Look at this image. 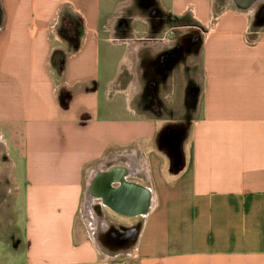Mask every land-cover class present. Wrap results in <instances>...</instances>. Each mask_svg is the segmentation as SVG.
<instances>
[{
    "label": "crops",
    "instance_id": "obj_1",
    "mask_svg": "<svg viewBox=\"0 0 264 264\" xmlns=\"http://www.w3.org/2000/svg\"><path fill=\"white\" fill-rule=\"evenodd\" d=\"M152 1L182 16L195 9L206 32L177 168L153 148L159 118L132 105L149 76L140 56L154 59L180 35L126 40L115 25L101 35V9L133 0H0V144L14 172L22 167L24 264H264V1L258 11L246 0ZM61 9L84 19L73 52L56 32ZM101 43L105 63L121 51L113 70L101 67ZM112 168L150 192L146 215L116 214L89 193L81 213L85 178L89 191Z\"/></svg>",
    "mask_w": 264,
    "mask_h": 264
},
{
    "label": "rangeland",
    "instance_id": "obj_2",
    "mask_svg": "<svg viewBox=\"0 0 264 264\" xmlns=\"http://www.w3.org/2000/svg\"><path fill=\"white\" fill-rule=\"evenodd\" d=\"M139 1L135 0L132 9L119 11L101 9L99 17L101 29L99 30L101 35L104 36L105 33L102 27L109 29L115 25L117 32L115 36L126 40L143 37L151 40L168 39L179 35L183 31L188 33L180 38L179 43L174 45L172 49H166L154 59H151L149 52H146L142 57L140 56L141 61H144L143 71L148 72L149 76L145 79L143 93L135 99L132 105L137 112H144L149 117L159 118L160 126L153 139V148L162 157L165 164L177 168L183 163L190 143L191 127L197 113L199 86L192 84L189 77H197L199 74L196 60L199 56L201 41L206 32L201 27V22L196 14H193L195 9H187L189 12L182 16L179 13L173 14L168 9H159L157 3H155V9H140ZM149 1L151 3V0ZM213 5L215 6V3ZM76 10L78 11V9ZM217 13L215 12L212 15L213 18L216 17ZM54 21H59L56 32L68 45L65 52L76 50L84 19L76 14L73 9H61L57 12ZM162 21L163 25H160L159 22ZM132 26L136 31L134 36L130 32ZM132 44L136 43L129 44L130 49ZM104 49V45L101 43V67L106 71L109 70V67L113 70L121 51L118 53L113 51L109 60L106 59L107 63H105ZM181 65L184 69L180 70ZM151 75L158 76V80L152 79ZM184 78L188 82L185 92L182 93V79ZM120 80L121 85L124 86L129 82L130 77L124 76ZM122 161L123 159L120 157L110 158L105 163L100 162L93 166L104 169L114 164H121ZM12 164L13 159L7 155V151L0 144V264H24L25 259L23 252L24 215L22 197L19 198V201L15 200L18 192V182L22 178V167L18 164V172L15 173ZM88 182V179L85 178L81 213H87ZM84 224L89 225L86 220ZM132 234L133 232L130 231L128 243L131 242ZM124 256L123 258H126V255Z\"/></svg>",
    "mask_w": 264,
    "mask_h": 264
},
{
    "label": "water",
    "instance_id": "obj_3",
    "mask_svg": "<svg viewBox=\"0 0 264 264\" xmlns=\"http://www.w3.org/2000/svg\"><path fill=\"white\" fill-rule=\"evenodd\" d=\"M89 191L103 207L116 214L137 217L148 213L150 192L125 179L124 170L120 168L98 173L91 181Z\"/></svg>",
    "mask_w": 264,
    "mask_h": 264
},
{
    "label": "bare ground",
    "instance_id": "obj_4",
    "mask_svg": "<svg viewBox=\"0 0 264 264\" xmlns=\"http://www.w3.org/2000/svg\"><path fill=\"white\" fill-rule=\"evenodd\" d=\"M243 1H244V0H243ZM263 1H264V0H252V1H251V0H246V1H245V2H246L245 4H247L246 6H248L249 4L251 5V4L254 2V3L252 4V6H253V9H252V10H253V11H256V10H257V7H260L259 5H260V3H262ZM250 2H251V3H250ZM263 3H264V2H263ZM261 5H262V4H261ZM250 8H252V7H250ZM254 8H255V9H254ZM249 11H250V10H249ZM257 11H258V10H257ZM256 13H257V12H256ZM256 13H255V14H256ZM254 17H255V16H254ZM251 19H252V18H251ZM251 23H252V21H251ZM263 23H264V22H263ZM259 24H260V23H259ZM126 172H128L127 169H126ZM127 174H128V173H127ZM88 193H89V195L92 197V195H91V193H90L89 191L87 192V195H88ZM90 196H89V197H90ZM87 199H88V196H87ZM86 202H87V201H86ZM84 204H85V203H84ZM152 205H153V201L150 200L149 209H150L151 207H153ZM86 206H87V205H86ZM148 212H149V210H148ZM89 219H90V218H89ZM91 219H92V218H91ZM103 221H104V220H103ZM103 221H102V222L99 221V222H100V223H103ZM91 222H93V221L91 220ZM99 222H98V223H99ZM95 223H96V222H95ZM98 223H97V224H98ZM105 226H106V224H105ZM105 229H106V228H105Z\"/></svg>",
    "mask_w": 264,
    "mask_h": 264
},
{
    "label": "flooded vegetation",
    "instance_id": "obj_5",
    "mask_svg": "<svg viewBox=\"0 0 264 264\" xmlns=\"http://www.w3.org/2000/svg\"><path fill=\"white\" fill-rule=\"evenodd\" d=\"M135 4V0H133V5ZM139 7L140 9H155L154 6H155V2L151 0V3L149 0H140L139 1ZM160 25H163V21L162 22H159ZM188 33L186 32H182L180 33V37H184L185 35H187Z\"/></svg>",
    "mask_w": 264,
    "mask_h": 264
}]
</instances>
